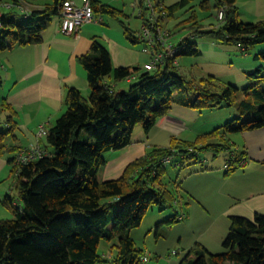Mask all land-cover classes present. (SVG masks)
Listing matches in <instances>:
<instances>
[{"label":"trees","instance_id":"16d2710c","mask_svg":"<svg viewBox=\"0 0 264 264\" xmlns=\"http://www.w3.org/2000/svg\"><path fill=\"white\" fill-rule=\"evenodd\" d=\"M195 1L179 0L164 6L166 19L185 9L184 13L189 15L178 25L189 26L195 35L244 49L264 43V20L240 22L237 0H215L214 6L207 0L198 2L202 13L212 9L216 13L214 22L208 25L201 22L204 17H198L194 7H188ZM62 2L54 0L40 11H30L27 19L39 14L42 18L26 22L16 19L13 9L18 8L3 12L0 52L39 43L50 17H59ZM91 4L94 12L116 18L125 39L138 43L130 28L120 21L123 14L120 10L94 1ZM182 42L183 52L179 51V45L178 55L167 58L160 68L140 72L139 67L114 68L108 51L93 39L89 51L77 58L85 70L89 93L84 96L77 89H67L64 113L47 128L42 145H38L45 155L27 164L16 166V149L4 145L5 139L12 135L13 125L7 127L15 112L2 104L0 113H7L8 117L7 130L0 131V154H8L6 162L16 197L7 193L2 201L13 217L0 220V264H140L146 258H141L142 250L135 248L128 231L140 225L152 206L164 209L182 198L178 185L177 197L162 182L166 158L170 163L177 158L173 165L182 168L189 161L198 162L205 151L217 156L228 150L225 175L240 168L238 164L245 159V153L231 146L228 136L264 127L261 70L246 76L250 84L242 90L244 100L239 117L193 140L172 137L165 146L149 148L144 156L127 164L117 179L97 178L105 163L103 153L127 148L136 125H141L148 134L172 104L198 112L234 104L238 93L235 87L221 85L212 76L189 80L178 74L174 60L178 61L183 54H200L194 44L185 39ZM255 58L264 60V53ZM131 76L127 90L115 87ZM185 196L189 198L187 193ZM184 219L185 213L176 212L167 224ZM101 241L111 243L115 252L112 260L98 253ZM223 248L224 252L213 254L195 243L179 264H264V215L256 214L252 219L232 216Z\"/></svg>","mask_w":264,"mask_h":264},{"label":"crops","instance_id":"0c3cea01","mask_svg":"<svg viewBox=\"0 0 264 264\" xmlns=\"http://www.w3.org/2000/svg\"><path fill=\"white\" fill-rule=\"evenodd\" d=\"M72 1L78 6L82 4V0ZM92 1L110 5V2ZM24 2L30 11L39 10L42 5L39 0ZM98 13L95 12V18ZM96 19L101 21L85 24L75 35L65 36L59 31L57 17L43 30L39 43L0 52V107L6 103L15 112L7 127L13 125L12 135L5 139L4 145L8 148L13 145L15 154L25 148L42 145L44 137L38 136L39 128L47 130L64 113V98L68 88L89 93L85 70L77 63V58L89 51L93 39L102 43L108 51L114 68L142 67L146 63L141 59L142 54L138 49L123 41L118 30L114 31L110 26L100 27L105 20L102 16ZM125 83L131 82L125 80ZM125 83L120 82L115 87L125 91ZM201 112L176 105L171 107L166 115L157 119L145 137L141 134L137 140L131 139V144L120 152H105L106 159L102 155L105 163L97 174L98 180L117 179L127 164L145 155L148 143L152 140L156 144L154 146H160L167 145L172 137L193 140L207 133L200 131L205 128L203 124L195 128L190 120L185 119L188 117L195 123L201 118ZM2 114L7 120L8 114ZM158 137L162 138L157 141ZM143 138L146 141L140 142ZM228 139L231 146L245 153V164L228 175L218 168L200 172L195 170L198 174L190 172L184 185L189 196L186 201L189 205L187 228H190L189 224L194 227L199 219V213L194 212L192 205V201L196 200L200 203L198 206L202 207V214L212 217L211 224L220 223L219 240L208 238L202 242L196 239L194 242L204 246L210 253L221 251L219 244L228 231L232 216L252 219L256 214L264 215V127L231 134ZM6 157V154H0V172L4 170L9 173ZM211 228L217 232V225H211Z\"/></svg>","mask_w":264,"mask_h":264},{"label":"rangeland","instance_id":"374dc122","mask_svg":"<svg viewBox=\"0 0 264 264\" xmlns=\"http://www.w3.org/2000/svg\"><path fill=\"white\" fill-rule=\"evenodd\" d=\"M42 9L44 4H52L53 0H39ZM101 2H110L111 7L120 10L123 14L120 17L126 26L130 28L133 32V36L136 37L141 20L138 17V5L134 7V4L137 3L136 0H100ZM161 1L164 6L168 7L178 2L179 0H153ZM204 0H196L191 3L188 7H194L193 11L198 17H204L201 22L204 25H208L214 22V9L209 13H202L198 8V2ZM211 6H214L215 0H207ZM36 4H39L38 2ZM108 5V6H110ZM36 7H39L36 5ZM35 7V8H36ZM188 7L186 9H188ZM236 7L238 10V19L242 23H256L258 21L264 20V0H237ZM39 9V10H40ZM5 12V10H2ZM16 19L21 22H26L27 20H37L42 18V14H39L35 17L27 19L23 16L22 12L18 9H13ZM185 9L177 11L171 19H165L162 23L171 34V41L177 46L180 43H183V39L187 40L189 43L194 44L195 48L199 50L200 54L198 56L194 55H181L178 57V74L183 75L185 78L199 79L202 77L212 76L214 77L219 84L221 85H231L238 90L237 98L234 104L230 107H222L220 109L204 110L200 113V117L197 122L194 123L192 119L186 117L185 119L190 120L193 123L192 126L203 124L204 129H201V132H210L216 127H221L227 122L233 120L236 117L240 116V106L244 100V95L242 90L249 86V80L247 75L253 73L256 70H261V74L264 75V60H257L255 56L257 54L264 53V43L256 44L249 49H244L239 45H225V44H216L208 36H200L193 34L192 29L189 26L178 25L179 22L187 17L188 14L184 13ZM103 17L105 22L100 25V27H108L111 29L118 30L121 38L127 45L132 48H136L142 54L141 59L144 63L148 62V56L144 55L141 52V43H130L125 36L123 35V30L120 23L116 18L105 13H98L99 17ZM57 19V16H51L49 21ZM219 19V17H218ZM108 23V24H107ZM102 44V43H101ZM185 50L184 46H179V51L183 52ZM139 67V66H138ZM140 72H142V67ZM121 83H125L122 81ZM130 83H125V89L129 88ZM7 84V88H8ZM84 96L87 94L82 93ZM172 107H175V104H172ZM195 111V110H194ZM197 112V111H196ZM6 116L0 113V131H6L5 126ZM243 119H246L244 116ZM188 121V122H190ZM198 132V129H197ZM138 133V134H137ZM141 134L145 137V133L141 125H136L132 133V141L137 140L138 136ZM162 137H158L156 140L159 141ZM152 140V137H151ZM140 142H145L146 138L140 139ZM166 144V143H165ZM154 141L148 143V149L153 147ZM165 146V145H160ZM120 152V151H119ZM8 156V154H6ZM103 157L105 153L102 154ZM229 159L228 150L221 151L214 155L211 151H205L200 154L198 162L189 161L182 168L174 167L175 161L177 158L167 165L165 168L166 175L162 179V182L166 184L167 188L173 193L177 194L179 192L182 195L179 203L166 206L162 209L159 206H152L144 215L139 226L132 228L128 231L129 237L134 241L135 248L142 250V257H145V260H141L140 264H179L180 261L184 258L186 253L190 248L195 244V240L202 242L206 239L212 241L219 240L221 237V226L220 223L212 222V217L210 215L202 214V207L198 206L199 201H192L193 210L195 213H199V219L192 227L187 228V220H179L174 224H167V220L175 216L176 212H183L187 214L189 212V205L184 204L187 201L185 196V179L190 174L197 170L205 171L208 168H218L221 172L224 173V163ZM195 171V174H198ZM235 171V170H234ZM232 173V172H231ZM9 173H5L4 170L0 172V220L2 219H11L13 214L10 210L3 206L2 201L5 194L8 192L11 196L16 197L15 191L12 190V176ZM179 186V192L176 193L175 186ZM190 188V187H189ZM185 192V193H184ZM181 204V205H180ZM200 204V203H199ZM189 215V214H188ZM211 225H217V232L215 228H211ZM203 232V233H201ZM222 234L224 236V230L222 229ZM227 234V233H226ZM226 235L223 237V240L219 244V249L221 252H224L223 241ZM182 239V243L180 240ZM111 243L101 241L98 247V253L104 256H107L110 260L115 257V252L111 248ZM186 248V249H183ZM215 250V249H214ZM217 252V251H216ZM213 253V252H212ZM217 254V253H213ZM109 264H114L111 262Z\"/></svg>","mask_w":264,"mask_h":264},{"label":"built area","instance_id":"2783aa9c","mask_svg":"<svg viewBox=\"0 0 264 264\" xmlns=\"http://www.w3.org/2000/svg\"><path fill=\"white\" fill-rule=\"evenodd\" d=\"M138 5V17L141 20L140 29L136 35V40L141 43V52L148 56V62L142 66V70L152 71L160 68L167 58L172 59L178 55V47L173 44L170 37V31L163 27L162 23L166 19L164 12V5L161 1L153 0H136ZM92 0H82L80 6L76 5L72 0H63L59 7V31L62 35L71 36L75 35L81 26L91 23L100 22L101 19L95 18V12L93 10ZM13 8H18L24 15L28 17L30 10L20 0H0V25L1 18L3 16V9L10 11ZM221 17V14H218ZM174 65H178V61L174 60ZM133 77H129L127 80L131 81ZM39 137L46 136V130L44 127H40L38 131ZM45 155V152L40 146L22 149L15 156L14 164L24 165L34 160H37ZM163 163L168 165L170 159L166 158ZM245 164V159L241 160L238 164L242 167ZM227 165L224 166L227 169Z\"/></svg>","mask_w":264,"mask_h":264}]
</instances>
